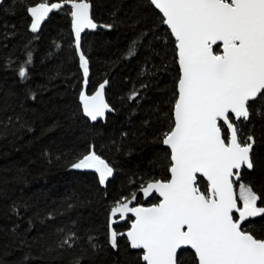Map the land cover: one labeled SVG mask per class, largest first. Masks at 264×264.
I'll use <instances>...</instances> for the list:
<instances>
[{
  "label": "trees",
  "instance_id": "obj_1",
  "mask_svg": "<svg viewBox=\"0 0 264 264\" xmlns=\"http://www.w3.org/2000/svg\"><path fill=\"white\" fill-rule=\"evenodd\" d=\"M40 2L64 0L0 4V264H144L143 250L132 249L127 238L117 236L115 248L110 244V232L121 234L133 220L116 225L110 210L132 193L133 205L158 203L157 196L145 202L140 190L170 179V150L160 140L180 75L175 39L150 0H87L101 26L81 42L89 61L85 85L71 8L53 10L32 32L27 9ZM29 56L22 80L17 70ZM106 80L112 112L92 123L80 95ZM235 123L242 140H255V166L242 170L235 190L239 197L238 184H250L264 199V104L256 105L248 121ZM90 150L113 169L105 184L94 169L71 167ZM197 180L207 195V182ZM245 226L264 239V216ZM71 233L75 244L61 247ZM181 252L178 262L196 264L192 250Z\"/></svg>",
  "mask_w": 264,
  "mask_h": 264
},
{
  "label": "snow or ice",
  "instance_id": "obj_2",
  "mask_svg": "<svg viewBox=\"0 0 264 264\" xmlns=\"http://www.w3.org/2000/svg\"><path fill=\"white\" fill-rule=\"evenodd\" d=\"M64 3H71L74 9L71 15L79 51L81 31L97 27L89 14L91 4L87 0ZM150 3L162 13L161 22L175 38L180 69L169 128L160 140L170 149L171 178L148 182L143 187L146 197L153 191L158 193V203L129 207L136 198L132 193L131 198L115 203L110 218L117 213L121 218L133 214L135 219L126 236L132 249L143 250L146 264H182L177 256L180 249L194 250L196 264H264V239L242 227L250 218L264 216V199L250 184L240 182L242 206H238L233 183L240 181L242 168L252 170L255 166V140L251 135L242 140L235 122L248 121L256 105L264 104V0ZM60 8L62 4L46 2L28 7L33 17L31 31H38L49 13ZM130 55L135 53L130 50ZM79 61L87 85L89 61L83 51H79ZM30 63L29 56L17 70L22 80L28 76ZM107 83L106 80L100 84L90 97L83 92L80 95L83 111L92 121L103 117L106 110L111 111L103 99ZM71 167L94 169L99 173L100 184L113 174L112 167L93 150ZM197 174L208 182L207 195L197 185ZM234 212L238 217H234ZM117 236L115 230L110 232L113 248L117 246ZM76 239L71 233L60 246L72 247ZM93 239L89 237V244L96 249L99 246Z\"/></svg>",
  "mask_w": 264,
  "mask_h": 264
},
{
  "label": "water",
  "instance_id": "obj_3",
  "mask_svg": "<svg viewBox=\"0 0 264 264\" xmlns=\"http://www.w3.org/2000/svg\"><path fill=\"white\" fill-rule=\"evenodd\" d=\"M77 3H79V2H81V1H76ZM60 4H62V7H64L65 5H67V6H69L70 8H71V11H74V9H72V7H71V3H60ZM155 7V6H154ZM54 10H59V9H54ZM158 10V9H157ZM159 11V10H158ZM160 12V11H159ZM89 14H90V17H91V15H92V5H91V8H90V10H89ZM160 14H162L161 12H160ZM72 16V15H71ZM91 19L93 20V22L97 25V27L96 28H94V29H91V28H85V29H83L82 31H81V36H80V49H79V51H81V42H82V39H83V37H84V35H85V33H87V32H93V31H96V30H98V28L101 26L100 24H98L97 22H95L94 21V19H93V17H91ZM165 26H167L166 24H165ZM168 27V26H167ZM72 31H73V35H74V39H75V26H74V17L72 16V29H71ZM174 37V36H173ZM175 39V38H174ZM74 43H75V41H74ZM215 47L216 46H214V49H215ZM221 50H222V48H221ZM215 51V50H214ZM179 65V64H178ZM99 90V87L97 88V90L96 91H98ZM95 91V92H96ZM95 92H93V93H91V94H87L88 92H87V87H85V89L83 90V93L85 94V95H87V96H92V95H94L95 94ZM104 92H105V87H104ZM103 92V99H104V101H105V103H107L108 105H110L109 103H108V101H107V98H106V95H105V93ZM81 104H82V106L81 107H83V102L81 101ZM109 109H111V111H109V110H106L105 111V115L103 116V117H98V119L96 120V121H92L85 113H84V115H85V117L87 118V120H91V122L92 123H96V122H98V121H105L106 120V118H107V116H108V114H110L111 112H112V107L111 106H109ZM84 112V111H83ZM223 133V132H222ZM167 149H168V147L166 146V145H164ZM170 150V149H169ZM242 170H243V168L240 170V174H241V172H242ZM236 170H234V172H235ZM199 177H202L200 174H197V178H199ZM170 178H171V174H170ZM202 179H204L206 182H207V180H206V178H203L202 177ZM157 181H161V180H157ZM166 181H168V180H166ZM166 181H164V182H166ZM153 182H155V181H153ZM197 183H198V180H197ZM208 183V182H207ZM233 183H234V181H233ZM147 186V185H146ZM145 186V187H146ZM234 187H235V185H234ZM143 189V188H142ZM140 190V195H142V197H143V199H144V201L145 202H147L150 198H152L153 196H157L159 199H161L159 196H158V193H156L155 191H153L152 192V194H150V195H148L147 197L144 195V192H143V190ZM235 189H236V187H235ZM200 191H201V189H200ZM236 191V190H235ZM236 193H237V191H236ZM237 202H238V206H242V203H240V201H239V197H238V193H237ZM135 206H143V207H150L151 205H133L132 203L129 205V207H135ZM234 215H235V217H238V213H235L234 212ZM129 217H131L133 220L135 219V217L133 216V214L132 213H128L127 214V216L126 217H124V218H121L120 217V214L119 213H117V215H116V218H117V220H116V222H115V224L116 225H120V224H122V223H124L125 222V220H127ZM256 218V217H255ZM255 218H250V220H252V219H255ZM133 220H132V222H133ZM249 220V221H250ZM249 221H246L245 222V224L246 223H248ZM132 222H131V224H132ZM131 224H130V227H129V229H127L126 231H123V232H121V233H123L124 235H120V233L118 234V237H120V238H123V237H125V238H127V236H126V233L131 229ZM244 224V225H245ZM244 225H242V227H244ZM127 240H128V238H127ZM128 242H129V244H130V241L128 240ZM134 250H136V249H134ZM182 250H188V249H180V250H178V253H177V256L179 255V253L182 251ZM189 250H191V249H189ZM193 252H194V250H192ZM142 259V258H141ZM143 263L144 264H146V262L145 261H143Z\"/></svg>",
  "mask_w": 264,
  "mask_h": 264
},
{
  "label": "rangeland",
  "instance_id": "obj_4",
  "mask_svg": "<svg viewBox=\"0 0 264 264\" xmlns=\"http://www.w3.org/2000/svg\"><path fill=\"white\" fill-rule=\"evenodd\" d=\"M242 203V202H241Z\"/></svg>",
  "mask_w": 264,
  "mask_h": 264
}]
</instances>
